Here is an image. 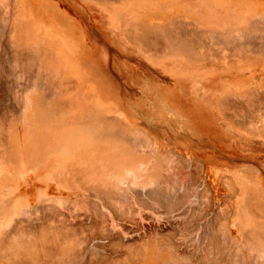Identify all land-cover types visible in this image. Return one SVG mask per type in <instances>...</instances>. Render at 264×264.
<instances>
[{
  "label": "rangeland",
  "instance_id": "rangeland-1",
  "mask_svg": "<svg viewBox=\"0 0 264 264\" xmlns=\"http://www.w3.org/2000/svg\"><path fill=\"white\" fill-rule=\"evenodd\" d=\"M90 1L0 0V264H263L264 0Z\"/></svg>",
  "mask_w": 264,
  "mask_h": 264
},
{
  "label": "bare ground",
  "instance_id": "bare-ground-1",
  "mask_svg": "<svg viewBox=\"0 0 264 264\" xmlns=\"http://www.w3.org/2000/svg\"><path fill=\"white\" fill-rule=\"evenodd\" d=\"M90 1V0H89ZM99 1V0H98ZM108 1V0H107ZM117 0H115L114 2H116ZM122 1V0H121ZM120 1V2H121ZM125 1V0H124ZM250 2H253V0H249ZM91 2V1H90ZM97 2V1H96ZM126 2V1H125ZM217 2H218V0H217ZM216 2V3H217ZM236 2V1H235ZM141 3V2H140ZM230 3V2H229ZM126 4V3H125ZM226 4V3H225ZM117 5H118V3H117ZM219 5V4H218ZM126 6V5H125ZM143 7V6H142ZM109 9V8H108ZM113 10V9H112ZM240 10V9H239ZM238 11V10H237ZM142 12V11H141ZM151 12H153V11H151ZM129 13V12H128ZM156 13H158V12H156ZM155 13V14H156ZM130 15H133V14H131V13H129ZM179 14V13H178ZM157 15V14H156ZM180 15V14H179ZM186 15V14H185ZM149 16V15H148ZM137 17V16H136ZM178 17V16H177ZM262 17H264V15H258V16H256V18H254L253 19V21L250 23L249 21H247L246 22V25H244L243 27L245 28H247V30L246 29H243L242 27L241 28H238V33H239V36H240V39H242V41H240V43H232L231 44V46H232V50H234L232 53H234V54H236L235 56H237V57H240L241 55H247V54H249V53H251V54H254V53H256V54H258L259 56L260 55H264V20H263V18ZM133 18V17H132ZM194 18H196V17H194ZM142 19H145V18H142ZM155 19V18H154ZM157 19V18H156ZM178 19V18H177ZM206 19V18H205ZM130 20V19H129ZM134 20V19H133ZM183 20V19H182ZM171 21H172V19H171ZM176 24H178V23H180V22H178L176 19L175 20H173ZM172 21V22H173ZM186 21V20H185ZM194 21V20H193ZM130 22V21H129ZM183 22V21H182ZM181 22V23H182ZM192 22V21H191ZM125 23H126V21H125ZM128 23V22H127ZM133 23V22H132ZM187 23V22H186ZM227 23V22H226ZM142 24V23H141ZM171 24V23H170ZM169 24V25H170ZM189 24V23H188ZM197 24L198 23H196V26H197ZM162 25V24H161ZM168 25V26H169ZM191 25H192V23H191ZM195 25V24H194ZM170 27V26H169ZM172 27V26H171ZM183 27H185V25H183V23L182 24H180V25H178L177 26V28H179L180 30H184L183 29ZM188 27V26H187ZM127 28V27H126ZM174 28V27H173ZM176 28V27H175ZM186 28V27H185ZM179 30V32L175 29V31H177V33H179L180 35H178L176 32H174V33H176L178 36H179V38H176V39H178L179 41L180 40H182L183 41V45H184V48L185 47H187V46H191V45H189L190 43H193L192 41H189L187 38H185L186 37V35H184V34H186V33H184V31L182 32V31H180ZM203 30V29H202ZM205 30H207V29H205ZM199 31H200V29L198 30V28H194L193 26L189 29V33H191V34H195V37L196 38H198V37H201V36H206L203 32H205V31H200V33H199ZM211 31V34L210 35H212V38L213 37H215V38H217L216 40H219V42L220 43H223V44H225V45H222L223 47H228V44L230 43V38H231V36L232 35H234V33L236 32H234V29H224V30H222L221 32H215V30H213V29H211V30H209V31H207V32H210ZM171 32V31H170ZM173 32V31H172ZM233 32V33H232ZM181 33H183V34H181ZM204 34V35H201V34ZM216 33V34H215ZM237 33V32H236ZM169 34V33H168ZM167 34V37L169 36ZM173 33H171V35H172ZM208 34V33H207ZM159 36V35H158ZM164 36V35H163ZM173 36H175L176 37V35H173ZM177 36V37H178ZM188 36V35H187ZM110 37V36H109ZM151 37V36H150ZM150 37H149V40H151L150 39ZM167 37H165L164 36V38H167ZM170 37V40H172L173 38L171 37V36H169ZM153 38H157V36H155V37H153ZM159 38V37H158ZM163 38V39H164ZM172 38V39H171ZM190 38H191V36H190ZM189 38V39H190ZM205 38V37H204ZM160 39V38H159ZM185 39H187V40H185ZM228 39H230V40H228ZM154 40V39H153ZM158 40V39H157ZM167 40H168V38H167ZM167 40H165V42L167 41ZM175 40V39H174ZM194 40H196V39H194ZM206 40V39H205ZM212 40H214V38L212 39ZM141 42H143L144 40H140ZM155 41V40H154ZM188 41L190 42V43H188ZM198 41V40H197ZM196 41V42H197ZM113 42V41H112ZM164 42V41H163ZM200 42V41H199ZM148 43H150L149 41H148ZM154 43H156V41L154 42ZM169 43V42H168ZM177 43V42H176ZM179 43V42H178ZM177 43V44H178ZM188 43V44H187ZM201 43V42H200ZM145 44V43H144ZM153 44V43H152ZM206 44V43H205ZM214 44V43H213ZM217 44V43H216ZM150 45V44H149ZM165 45V44H164ZM163 45V46H164ZM176 44H174V46H175ZM197 46L199 45L198 44V42H197V44H196ZM201 45V44H200ZM207 45V44H206ZM145 46V45H144ZM147 46H148V44H147ZM153 46H155V45H153ZM157 46H158V44H157ZM169 46V45H168ZM192 46H193V44H192ZM208 46V45H207ZM212 46V45H211ZM210 46V47H211ZM152 47V46H151ZM150 47V48H151ZM165 47V46H164ZM194 47V46H193ZM200 47V46H199ZM221 47V46H220ZM150 48H149V50H150ZM191 48V47H190ZM222 48V47H221ZM220 48V49H221ZM154 49H155V47H154ZM186 49H188V48H186ZM194 49H196L195 47H194ZM198 49H202L201 47L200 48H198ZM205 49V48H204ZM208 49L210 50H212V48H209V46H208ZM203 50V49H202ZM222 51L224 50V48L223 49H221ZM33 51H35V50H33ZM155 51V50H154ZM217 51H218V49H217ZM23 52V51H22ZM159 52L160 51H158V54H159ZM196 52V51H195ZM220 52V51H219ZM225 52V51H224ZM34 53V52H33ZM199 53V52H198ZM201 53V52H200ZM207 53H208V51H207ZM212 53H213V51H212ZM27 54H28V52H27ZM156 54V53H155ZM186 54V53H185ZM202 54H203V52H202ZM201 54V55H202ZM204 54H205V56L207 55L205 52H204ZM222 54V53H221ZM15 55H16V53H15ZM23 55V54H22ZM21 55V56H22ZM171 55V54H170ZM209 55H211L212 56V54H210L209 53ZM215 55V54H214ZM21 56L19 57V59L21 58ZM208 56V55H207ZM206 56V57H207ZM218 56V55H217ZM232 56L234 57V55L232 54ZM178 57V56H177ZM203 57V56H202ZM213 57V56H212ZM220 57V56H219ZM228 57V56H227ZM226 57V58H227ZM229 57H231V54L229 55ZM236 57V58H237ZM163 58V57H162ZM215 58H217V57H214V59ZM157 59V58H156ZM158 59H160V58H158ZM219 60H220V58H218ZM225 59V58H224ZM16 60V59H15ZM226 60V59H225ZM234 60V59H233ZM236 60H238V59H236ZM188 63V62H187ZM226 65V64H225ZM264 81V80H263ZM249 89V88H248ZM264 89V88H263ZM262 88H261V90H263ZM257 90V89H256ZM256 90L254 91L255 93H257L256 92ZM246 91V90H245ZM260 92V91H259ZM245 93V92H244ZM242 94V93H241ZM262 94V93H261ZM243 95V94H242ZM245 95V94H244ZM237 95H235L234 96V98H237L236 97ZM238 97H240L239 95H238ZM244 97V96H243ZM247 99H248V97L247 96H245ZM226 98V97H225ZM224 98V99H225ZM246 98H245V100H246ZM251 98V97H250ZM223 99V100H224ZM230 99H231V97H230ZM229 99V100H230ZM243 99V98H242ZM253 101L255 100V96L253 95ZM251 99V100H252ZM258 99V98H257ZM257 99L255 100V101H257ZM240 100V99H239ZM215 101V100H214ZM221 102H224V101H222V100H220ZM241 101V100H240ZM250 101V100H249ZM228 102V101H227ZM220 103V102H219ZM226 103V101L224 102V104ZM230 104V101H229V103H228V105ZM258 104H260V103H257V105ZM220 106H221V103L219 104ZM247 105V104H246ZM262 105V104H261ZM218 106V105H217ZM253 106V105H252ZM228 108V107H227ZM259 109H260V105H259ZM252 110H253V108H252ZM263 110V109H262ZM229 111H232V109L231 110H229ZM228 111V112H229ZM261 111V110H260ZM264 111V110H263ZM234 112V111H233ZM233 112H231V113H233ZM256 112V111H255ZM259 112V111H258ZM240 113V112H239ZM244 113V112H243ZM260 113V112H259ZM241 115H242V112L240 113ZM253 114H255V113H251L250 115H249V117H250V119L251 120H255L254 118V115ZM239 115V114H238ZM244 115V114H243ZM242 115V116H243ZM224 116H226L225 118L227 119V116H228V113H227V115L225 114V115H223V117ZM236 116V115H235ZM235 116H233V117H228L229 119H235V121H236V118H234ZM244 117V116H243ZM239 118V117H238ZM244 119V118H243ZM249 119V120H250ZM260 119V118H259ZM238 120V119H237ZM246 120H248V119H246ZM226 121V120H225ZM238 121H240V120H238ZM243 121V120H242ZM244 122V121H243ZM243 122H242V124H243ZM249 122H251V124H252V122L253 121H248V124H249ZM235 123V122H234ZM258 123V122H257ZM235 124H239V126H240V128L241 127H243L244 126V124H243V126H241V123L239 122V123H237V121H236V123ZM247 124V125H248ZM263 124V123H262ZM258 126V125H257ZM264 126V125H263ZM245 128H246V126H244ZM248 127V126H247ZM258 127H261V126H258ZM249 128V127H248ZM235 129H236V127H235ZM247 129V128H246ZM131 141H133V140H131ZM134 142H136V141H134ZM147 142V141H146ZM131 145V144H130ZM138 145V144H137ZM131 146H133L134 147V145H131ZM135 147H136V145H135ZM138 147V146H137ZM166 162V161H165ZM164 162V163H165ZM170 164V163H169ZM244 167V166H243ZM141 168H142V166H141ZM144 169V168H143ZM170 169V168H169ZM242 169V168H241ZM244 169V168H243ZM141 170V169H140ZM187 170V169H186ZM145 173V172H144ZM168 175V174H167ZM178 178V177H177ZM185 178V177H184ZM172 180V179H171ZM165 181H166V178H165ZM224 182V181H223ZM172 184V183H171ZM173 186V185H172ZM156 191V190H155ZM166 191V190H165ZM162 192H163V190H162ZM167 193V192H166ZM103 194V193H102ZM101 194V195H102ZM130 194V193H129ZM116 195V194H115ZM111 196V195H110ZM116 197V196H115ZM117 200V199H116ZM130 200V199H129ZM118 201V200H117ZM132 202V201H131ZM128 206H129V204H128ZM44 207V206H43ZM42 207V208H43ZM48 207V206H47ZM46 207V209L48 210V208ZM165 207V206H164ZM52 208V207H51ZM264 208V207H263ZM41 209V208H40ZM44 209V208H43ZM46 209H44V210H46ZM116 209V208H115ZM96 210V209H95ZM98 210V209H97ZM121 212V211H120ZM258 212V211H257ZM115 215V214H114ZM45 221H46V218L44 219ZM47 223V225H49L48 224V222H46ZM52 226V225H51ZM48 227V226H47ZM53 227V226H52ZM40 228H42V227H40ZM60 228V227H59ZM46 229H48V228H46ZM57 230V229H56ZM65 230V229H64ZM66 231V230H65ZM72 230H69V232H71ZM59 234H61V233H59ZM62 234H63V232H62ZM70 235V234H69ZM76 235V234H75ZM83 235V234H82ZM71 237V236H70ZM72 237H73V235H72ZM76 237V236H75ZM180 239V238H179ZM258 239V238H257ZM63 240V239H62ZM64 241V240H63ZM67 241V240H66ZM69 241V240H68ZM67 241V242H68ZM72 241V240H71ZM76 241V240H75ZM76 243V242H75ZM142 243V242H141ZM64 244V243H63ZM77 244H78V242H77ZM79 246V245H78ZM221 246V245H220ZM137 251V250H136ZM173 255V254H172ZM210 255V254H209ZM255 256V255H254ZM256 258V257H255ZM189 259V258H188ZM228 259V258H227ZM39 260V259H38ZM38 260H36V261H38ZM181 260V259H180ZM190 260V259H189ZM226 262V261H225ZM235 262V261H234ZM190 263V262H189ZM207 263V262H206ZM168 264V263H167ZM170 264V263H169ZM173 264V263H172ZM264 264V263H263Z\"/></svg>",
  "mask_w": 264,
  "mask_h": 264
},
{
  "label": "crops",
  "instance_id": "crops-1",
  "mask_svg": "<svg viewBox=\"0 0 264 264\" xmlns=\"http://www.w3.org/2000/svg\"><path fill=\"white\" fill-rule=\"evenodd\" d=\"M257 8H259V7L257 6ZM174 9H175V11H178V7L174 8Z\"/></svg>",
  "mask_w": 264,
  "mask_h": 264
}]
</instances>
